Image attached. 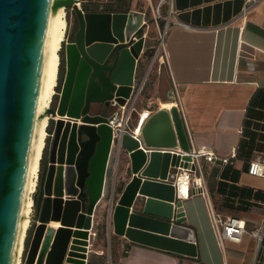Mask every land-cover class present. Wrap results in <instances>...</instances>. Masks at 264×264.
I'll return each instance as SVG.
<instances>
[{
  "label": "water",
  "instance_id": "water-1",
  "mask_svg": "<svg viewBox=\"0 0 264 264\" xmlns=\"http://www.w3.org/2000/svg\"><path fill=\"white\" fill-rule=\"evenodd\" d=\"M52 1L0 0V264L14 259ZM78 2L64 0L76 10L80 29L67 44L63 94L50 108L61 116L41 176L39 219L25 264H85L113 142L108 116L92 109L129 97L146 41L143 12L111 6L84 12ZM159 90L164 103L175 101L163 66ZM142 136L149 152L131 134L123 135L132 177L111 206L109 224L132 241L196 256V230L185 223L183 200L176 198L173 182L172 166L189 159L178 149L192 148L179 106L155 110ZM57 220L60 225L54 224Z\"/></svg>",
  "mask_w": 264,
  "mask_h": 264
},
{
  "label": "crops",
  "instance_id": "crops-1",
  "mask_svg": "<svg viewBox=\"0 0 264 264\" xmlns=\"http://www.w3.org/2000/svg\"><path fill=\"white\" fill-rule=\"evenodd\" d=\"M245 5L246 0H172L170 18L157 20V33L151 35L145 25L146 51L142 58L149 65V51L159 44L162 28L169 21L164 38L168 62L155 64L138 109L148 107L154 112L172 104L179 106L192 147H204L216 154L213 161L203 159L213 203L226 216L244 217L251 229L264 218V178L248 173L252 158H264V0L253 2L243 18L240 14ZM129 10L135 9H117ZM135 11L145 14L144 10ZM162 66L173 86V103L161 99ZM147 68L138 71V80ZM110 167L111 163L104 195L94 214L97 235L92 240L90 259L92 253L103 259L109 245L113 247L115 264H264V238L259 242L245 233L239 242L219 241L202 194H193L183 201L185 223L196 230V256L132 241L116 233L113 224L108 230V242L106 238L104 246L93 249L99 235V213L107 195ZM131 177L122 178L118 196ZM113 195L110 198L114 199Z\"/></svg>",
  "mask_w": 264,
  "mask_h": 264
},
{
  "label": "built area",
  "instance_id": "built-area-1",
  "mask_svg": "<svg viewBox=\"0 0 264 264\" xmlns=\"http://www.w3.org/2000/svg\"><path fill=\"white\" fill-rule=\"evenodd\" d=\"M165 1H167L170 6L169 14L163 16L159 12L158 17L168 16L167 18L169 20L172 0ZM255 1L256 0H246V5L240 14L243 18L247 16L249 8ZM168 24L169 21H167V25L163 29V32H161V40L159 44L152 50L149 58V65L144 75L139 80L137 79V73L139 71V64L141 60L137 59L134 83L132 85V91L129 97H126L124 102H119L116 100V104L113 105L115 108L111 111V113L107 114L109 118V124L113 129L111 156L115 150L117 151L118 155H120L124 150L122 147V138L125 133H129L138 139L146 152L152 150L144 144L142 128L147 119L153 113V109L148 107L138 109V104L145 89L147 80L157 61H159V64L168 62L164 41ZM145 51L146 50H144L143 47V53H145ZM114 99L116 98L114 97ZM80 121L81 120H79V122ZM163 150L165 149L163 148ZM177 152L182 156H189V159L182 158L180 164L172 166V169L175 173L173 182L176 187V198H180L184 201L193 194H202L208 202L213 226L217 233L218 239L222 244L227 239L239 242L242 240V237L245 233L251 234L252 236L256 237L259 242H261L264 238V218L259 225L248 229L246 226V219L244 217L238 215L226 216L213 203L205 175L203 159L207 161H213L216 158L215 152L207 150L204 147H199L197 149L192 147L190 151H182L178 149ZM109 163H111V157ZM248 173L264 178V158L262 156L257 155L250 160ZM96 235L97 230L94 228L93 216V225L90 228L88 238L89 245L87 246L88 249L85 252V264H89L90 252L92 251V240L96 237Z\"/></svg>",
  "mask_w": 264,
  "mask_h": 264
},
{
  "label": "rangeland",
  "instance_id": "rangeland-1",
  "mask_svg": "<svg viewBox=\"0 0 264 264\" xmlns=\"http://www.w3.org/2000/svg\"><path fill=\"white\" fill-rule=\"evenodd\" d=\"M80 5L82 7H89L91 9H95V8H101V7H106L107 4L112 5L115 9H119V8H133L137 11L139 10H144L145 11V15L147 16V21H146V28L149 27V31L150 34L153 35L155 33L158 32V26H157V20L160 18L158 17L159 12L165 16L166 12H168L170 6L169 3L167 1L163 2L161 0H81ZM65 19H66V23H67V27H72L75 23L76 20V13L75 10L73 8L72 5H66V14H65ZM159 22V21H158ZM67 29V28H66ZM163 31V28H162ZM68 32L65 33V39L63 41L62 47L60 52L63 53V50L65 51V41L68 39ZM156 43V42H153ZM62 53H60V61L62 59ZM149 53H152V51H149ZM60 64V62H59ZM148 67V60L146 58H142L139 64V70L143 69L145 67ZM58 82V81H57ZM57 86V85H56ZM57 89V88H56ZM55 89L56 93L53 96L50 108L56 107L58 105V97L57 94V90ZM114 106H107L105 104H101L98 105L96 107H94L92 109L93 112H104V113H111L112 109ZM51 114H53L51 112ZM53 116V115H52ZM55 121L56 118H52L50 116V122H49V126H48V132L49 135L47 136V141H46V147L43 153V157L41 160V168H43L44 166V161L45 159L49 156L50 154V148L52 145V136L50 135V133L52 131H54L55 128ZM50 129L52 130L50 132ZM41 172V169H40ZM132 175V170H131V163H130V158L127 155L126 151H122L120 155H118L117 151L115 150L113 155H112V160H111V167H110V173H109V182H108V186H107V195L105 198V201L103 200V202L101 203V212L99 213V220L100 223L98 225V229H99V235L97 237V240L93 246V249L96 248H100L102 246H104V243L106 242V238H107V242L109 240L108 237V230H109V220H110V213H111V206L112 204L115 202H117L118 200V194L120 192L121 189V180L124 176L126 177H130ZM40 176V173H39ZM117 181V182H116ZM38 190V187H37ZM37 190L34 192L33 194V198L35 199V196L37 194ZM111 193H113L114 195V199L110 198L111 197ZM110 204V207H109ZM115 205V204H114ZM113 205V206H114ZM39 217H38V213L36 211V206L34 205V209L32 212V218H31V225L28 229L27 235H26V239H25V244H24V252H23V256H22V264H24L25 258L27 256L30 244L32 242L33 239V235L35 232V228H36V224L38 221ZM111 228V225H110ZM114 238H112V243L114 242ZM264 243V242H263ZM109 244V243H108ZM26 245V247H25ZM113 247L107 245L106 248L104 249V255H103V259L98 256L96 253H92L91 255V261L92 263H100L102 262V264H115V256L113 254ZM264 245H263V250L261 253V257L264 256ZM111 257V258H110Z\"/></svg>",
  "mask_w": 264,
  "mask_h": 264
},
{
  "label": "bare ground",
  "instance_id": "bare-ground-1",
  "mask_svg": "<svg viewBox=\"0 0 264 264\" xmlns=\"http://www.w3.org/2000/svg\"><path fill=\"white\" fill-rule=\"evenodd\" d=\"M65 14L66 4L64 3V0H53L49 12L38 109L34 124V134L25 183L23 204L19 218V229L16 237L13 264H22L23 262L22 256L24 252L25 239L31 225L32 212L34 209L33 194L37 190L41 160L46 147V139L49 135L48 126L50 116L52 118H59V116H61L58 113H56V115L51 114L50 105L55 94L58 81L60 49L65 39V33L67 30ZM166 103L173 102L169 101ZM56 223L60 225V221H54L55 225H57Z\"/></svg>",
  "mask_w": 264,
  "mask_h": 264
},
{
  "label": "flooded vegetation",
  "instance_id": "flooded-vegetation-1",
  "mask_svg": "<svg viewBox=\"0 0 264 264\" xmlns=\"http://www.w3.org/2000/svg\"><path fill=\"white\" fill-rule=\"evenodd\" d=\"M106 6L113 7L112 5H109V4H107ZM83 8H84V12H87V11H100V10H104L105 9V7L104 8L103 7L95 8V9H91L89 7H83ZM113 10H117V9H115L113 7ZM75 13H76L75 23H74V25L72 27L68 26L69 29H68V31H66V32L69 33L68 34V39L65 41V51L63 50L62 62L60 61V64H59L58 82H57V86H56V88H57L56 90L58 92L56 97L59 98L58 100H60V98H61V96L63 94V90L65 88V82H66L67 75H68V64H67V59H66L67 44L70 43V42L75 41V35H76L77 31L80 29V22H79V18H78V14H77L76 10H75ZM55 93H56V91H55ZM58 103H59V101H58ZM114 108L115 107H113V109ZM100 113H103V114L107 115V113H104V112H100ZM52 133H53V131L50 133V135L52 136V139H53V134ZM46 159L44 161V166H45ZM44 166H43V168H41L40 176H39V179H38V185H37L38 190H37V194H36L35 199H34V205L36 206V211L38 210V207H37L38 206V198H39V193H40V189H41V176H42V173H43V170H44Z\"/></svg>",
  "mask_w": 264,
  "mask_h": 264
},
{
  "label": "trees",
  "instance_id": "trees-1",
  "mask_svg": "<svg viewBox=\"0 0 264 264\" xmlns=\"http://www.w3.org/2000/svg\"><path fill=\"white\" fill-rule=\"evenodd\" d=\"M61 50V49H60ZM62 51V50H61ZM60 53H62V52H60ZM63 56V55H62ZM61 62H62V59H61ZM52 130L50 129V132H51ZM89 264H96V263H92V261H91V259L89 260Z\"/></svg>",
  "mask_w": 264,
  "mask_h": 264
}]
</instances>
